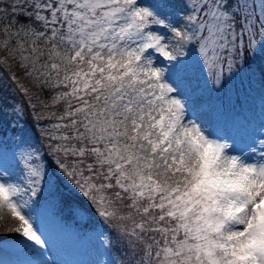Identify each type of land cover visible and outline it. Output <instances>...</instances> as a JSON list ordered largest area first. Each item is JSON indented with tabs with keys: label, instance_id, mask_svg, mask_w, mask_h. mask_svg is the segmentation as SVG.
Listing matches in <instances>:
<instances>
[{
	"label": "snow or ice",
	"instance_id": "obj_1",
	"mask_svg": "<svg viewBox=\"0 0 264 264\" xmlns=\"http://www.w3.org/2000/svg\"><path fill=\"white\" fill-rule=\"evenodd\" d=\"M0 264H264V0H0Z\"/></svg>",
	"mask_w": 264,
	"mask_h": 264
}]
</instances>
